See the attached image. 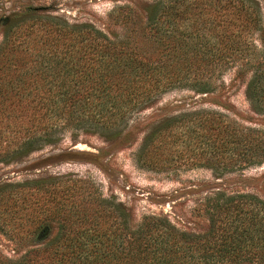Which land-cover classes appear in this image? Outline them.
I'll use <instances>...</instances> for the list:
<instances>
[{"label": "trees", "instance_id": "trees-1", "mask_svg": "<svg viewBox=\"0 0 264 264\" xmlns=\"http://www.w3.org/2000/svg\"><path fill=\"white\" fill-rule=\"evenodd\" d=\"M113 10L116 34L41 9L5 23L0 43V155L4 164L96 137L136 142L134 117L157 97L187 102L146 124L133 155L142 169L178 179L206 170L215 181L264 164V130L241 125L207 98L226 72L244 80L264 116V18L256 0H152ZM134 123V124H133ZM202 188L205 186L202 185ZM201 226L166 216L138 225L123 204L85 179L0 183V264H264V201L218 187L200 190Z\"/></svg>", "mask_w": 264, "mask_h": 264}, {"label": "rangeland", "instance_id": "rangeland-1", "mask_svg": "<svg viewBox=\"0 0 264 264\" xmlns=\"http://www.w3.org/2000/svg\"><path fill=\"white\" fill-rule=\"evenodd\" d=\"M151 1L0 0V43L6 21L24 10L41 9L71 23H92L108 34H116L119 27L114 17H110L113 10L136 13L140 4ZM256 1L264 18V0ZM214 85L222 90L218 95L207 98L205 107L222 110L241 125L264 130V116L251 111L244 95V80L236 78L235 71L226 72ZM189 95V91H169L147 104L133 118L135 125L138 124L136 142L123 149H115L96 137H81L76 143L66 138L58 146L46 147L11 164H4V157L0 155V183L47 178L66 183L67 179H85L93 183L103 196H111L123 204L132 225L140 224L145 216L160 215L168 217L179 227L201 226L195 210L200 190L204 188L218 187L232 193L250 194L264 201V164L217 181L206 170H192L181 173L178 179H168L136 165L133 155L141 140L143 127L177 109L179 103L188 101L186 97ZM202 185L205 187L202 188ZM0 250L9 256L13 253L12 246L2 236Z\"/></svg>", "mask_w": 264, "mask_h": 264}]
</instances>
